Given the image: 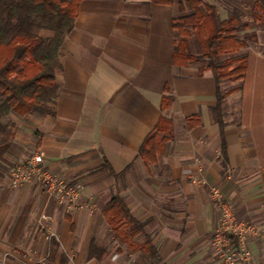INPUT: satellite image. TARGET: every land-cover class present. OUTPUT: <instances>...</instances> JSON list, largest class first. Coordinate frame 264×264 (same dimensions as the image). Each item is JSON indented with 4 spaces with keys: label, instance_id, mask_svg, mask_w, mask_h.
Wrapping results in <instances>:
<instances>
[{
    "label": "crops",
    "instance_id": "obj_1",
    "mask_svg": "<svg viewBox=\"0 0 264 264\" xmlns=\"http://www.w3.org/2000/svg\"><path fill=\"white\" fill-rule=\"evenodd\" d=\"M184 14L179 0L81 2L61 49L56 112L9 116L16 136L5 156L12 168L41 153L47 169L79 185V198L61 204L42 184L0 177V264H263L264 239H251L250 263L213 246L211 186L239 219L263 225L264 30L249 26L257 40L245 48V77L221 83L222 92L240 86L223 99L221 125L212 71L174 62L172 23ZM161 117L165 151L149 162L140 148ZM115 196L143 223L130 241L104 214ZM43 213L60 242L39 230Z\"/></svg>",
    "mask_w": 264,
    "mask_h": 264
},
{
    "label": "trees",
    "instance_id": "obj_2",
    "mask_svg": "<svg viewBox=\"0 0 264 264\" xmlns=\"http://www.w3.org/2000/svg\"><path fill=\"white\" fill-rule=\"evenodd\" d=\"M82 1L0 0V177L11 169L5 156L16 136V128L8 117H44L56 112L60 90L56 72L62 66L61 49ZM179 2L185 14L172 23L176 31L174 62L178 66L198 63L200 72L212 71L217 83L213 111L223 125L219 118L223 99L240 86L223 93L221 83L245 77L249 60L245 48L256 42V31H248L253 23H243L237 6L227 9V17L223 18V5L218 1ZM251 8L255 28L264 30V0L252 1ZM170 100L171 96L164 95L162 107H167ZM166 124L161 117L143 141L140 154L146 161H156L157 155L165 151L167 137L161 134ZM109 170L114 172L111 167ZM104 214L121 240L130 241L144 231L143 223L120 196L105 205ZM153 255L157 256L155 249Z\"/></svg>",
    "mask_w": 264,
    "mask_h": 264
},
{
    "label": "built area",
    "instance_id": "obj_3",
    "mask_svg": "<svg viewBox=\"0 0 264 264\" xmlns=\"http://www.w3.org/2000/svg\"><path fill=\"white\" fill-rule=\"evenodd\" d=\"M43 159L41 153H35L15 164L8 172L10 185L20 187L28 182H36L45 186L50 196H56L61 204L76 202L79 198V185L52 173L43 165ZM211 195L220 209L219 223L212 237L213 246L231 263L239 259L250 263L253 257L250 241L264 239V223L257 225L246 219H239L219 187L211 186ZM48 218L46 213L41 215L39 230L49 241L60 242L59 235L45 224Z\"/></svg>",
    "mask_w": 264,
    "mask_h": 264
},
{
    "label": "rangeland",
    "instance_id": "obj_4",
    "mask_svg": "<svg viewBox=\"0 0 264 264\" xmlns=\"http://www.w3.org/2000/svg\"><path fill=\"white\" fill-rule=\"evenodd\" d=\"M220 2L224 9H229L232 6H237L241 10L242 13V21L243 23H253L252 15H251V3L254 0H215ZM256 24V23H255ZM228 82V81H225ZM227 91L223 90V93H226Z\"/></svg>",
    "mask_w": 264,
    "mask_h": 264
}]
</instances>
